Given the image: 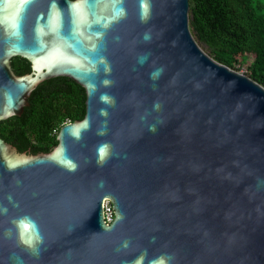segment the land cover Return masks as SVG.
<instances>
[{
  "label": "water",
  "instance_id": "1",
  "mask_svg": "<svg viewBox=\"0 0 264 264\" xmlns=\"http://www.w3.org/2000/svg\"><path fill=\"white\" fill-rule=\"evenodd\" d=\"M57 77L86 115L49 154L0 137V264H264V87L190 0H0V122Z\"/></svg>",
  "mask_w": 264,
  "mask_h": 264
},
{
  "label": "trees",
  "instance_id": "2",
  "mask_svg": "<svg viewBox=\"0 0 264 264\" xmlns=\"http://www.w3.org/2000/svg\"><path fill=\"white\" fill-rule=\"evenodd\" d=\"M190 28L204 50L236 71L247 59L244 73L264 87V4L257 0H190ZM17 76L32 72L22 57L11 61ZM86 90L67 77L40 84L22 116L0 122V137L20 153L49 154L59 145L58 135L68 123L86 115Z\"/></svg>",
  "mask_w": 264,
  "mask_h": 264
},
{
  "label": "built area",
  "instance_id": "3",
  "mask_svg": "<svg viewBox=\"0 0 264 264\" xmlns=\"http://www.w3.org/2000/svg\"><path fill=\"white\" fill-rule=\"evenodd\" d=\"M104 217L106 223L108 224H112L115 220V211L113 204L108 200L104 203Z\"/></svg>",
  "mask_w": 264,
  "mask_h": 264
},
{
  "label": "rangeland",
  "instance_id": "4",
  "mask_svg": "<svg viewBox=\"0 0 264 264\" xmlns=\"http://www.w3.org/2000/svg\"><path fill=\"white\" fill-rule=\"evenodd\" d=\"M257 1H259V2H261V3H263L264 4V0H257ZM251 62H252V60L251 59H247L245 62H244V64H243V66H238V68H240V73H242V74H244L246 71H247V68H248V66L251 64ZM244 73H243V72Z\"/></svg>",
  "mask_w": 264,
  "mask_h": 264
},
{
  "label": "snow or ice",
  "instance_id": "5",
  "mask_svg": "<svg viewBox=\"0 0 264 264\" xmlns=\"http://www.w3.org/2000/svg\"><path fill=\"white\" fill-rule=\"evenodd\" d=\"M101 155H103V149H101Z\"/></svg>",
  "mask_w": 264,
  "mask_h": 264
}]
</instances>
